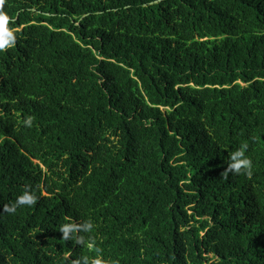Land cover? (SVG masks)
I'll use <instances>...</instances> for the list:
<instances>
[{
	"label": "trees",
	"instance_id": "obj_1",
	"mask_svg": "<svg viewBox=\"0 0 264 264\" xmlns=\"http://www.w3.org/2000/svg\"><path fill=\"white\" fill-rule=\"evenodd\" d=\"M0 43V264H264V0H0Z\"/></svg>",
	"mask_w": 264,
	"mask_h": 264
},
{
	"label": "clouds",
	"instance_id": "obj_2",
	"mask_svg": "<svg viewBox=\"0 0 264 264\" xmlns=\"http://www.w3.org/2000/svg\"><path fill=\"white\" fill-rule=\"evenodd\" d=\"M6 46H9V45L5 44V43H0V49L4 48ZM242 157H244V151L243 150L235 152L231 157L232 163L230 165V168L235 170L236 172H240L241 168L250 169L252 166V162L250 160H248L247 158L242 159ZM27 202L34 203L35 202L34 197H28ZM62 231H64L65 237H67V234L70 231V229L68 227H65L62 229Z\"/></svg>",
	"mask_w": 264,
	"mask_h": 264
}]
</instances>
